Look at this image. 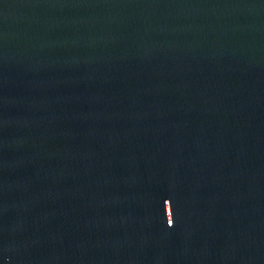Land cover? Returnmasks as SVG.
<instances>
[{
    "label": "water",
    "instance_id": "obj_1",
    "mask_svg": "<svg viewBox=\"0 0 264 264\" xmlns=\"http://www.w3.org/2000/svg\"><path fill=\"white\" fill-rule=\"evenodd\" d=\"M0 264H264V0H0Z\"/></svg>",
    "mask_w": 264,
    "mask_h": 264
}]
</instances>
